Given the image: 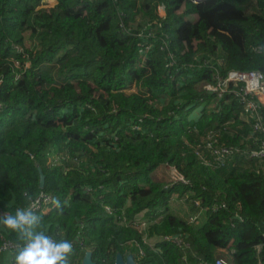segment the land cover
<instances>
[{"label": "trees", "instance_id": "trees-1", "mask_svg": "<svg viewBox=\"0 0 264 264\" xmlns=\"http://www.w3.org/2000/svg\"><path fill=\"white\" fill-rule=\"evenodd\" d=\"M49 2L0 0V214L41 193L58 199L62 212L38 214L73 243L70 264L87 249L96 264H261L259 160L215 168L196 148L216 128L245 144L234 94L215 101L203 85L217 71L264 73V0ZM162 164L189 182L156 180ZM176 194L226 207L190 223Z\"/></svg>", "mask_w": 264, "mask_h": 264}, {"label": "built area", "instance_id": "built-area-1", "mask_svg": "<svg viewBox=\"0 0 264 264\" xmlns=\"http://www.w3.org/2000/svg\"><path fill=\"white\" fill-rule=\"evenodd\" d=\"M203 86L206 90L215 94V101L222 100L228 92L233 93L241 105L239 119L243 122V125L250 126V129L244 134V145L228 144L224 138L225 131L223 128L210 130L206 133L201 143L198 144L196 148L197 155L206 165L215 168L227 165L235 159H257L264 175V73L255 69H232L226 75H221L217 71L214 76V82H205ZM213 105H215V102ZM172 168L175 176L171 181L189 182L176 167L172 166ZM37 198H41L38 205V213H44L54 207L50 203L51 195L41 193L33 200ZM45 200L48 202H45ZM192 202L196 210L188 218L190 223L201 221V216L204 212L206 213L209 210L217 211L226 207L225 202L215 203L210 207L202 205L199 199H194ZM146 222L142 221L141 224H138L140 230L144 229ZM0 236V259L7 252L12 255L18 252L22 242H15L3 233H0ZM164 239L172 240L177 244L183 243V240L178 236H165ZM141 254L143 255L144 253ZM215 264H229V262L224 258H218Z\"/></svg>", "mask_w": 264, "mask_h": 264}, {"label": "clouds", "instance_id": "clouds-1", "mask_svg": "<svg viewBox=\"0 0 264 264\" xmlns=\"http://www.w3.org/2000/svg\"><path fill=\"white\" fill-rule=\"evenodd\" d=\"M41 198L33 200L25 207L17 208L14 214H0V225L16 233L22 242L15 256V264H70L74 252L73 243L67 239H57L43 228L42 217L38 214ZM50 203L62 212L58 199L52 198Z\"/></svg>", "mask_w": 264, "mask_h": 264}, {"label": "rangeland", "instance_id": "rangeland-1", "mask_svg": "<svg viewBox=\"0 0 264 264\" xmlns=\"http://www.w3.org/2000/svg\"><path fill=\"white\" fill-rule=\"evenodd\" d=\"M53 4V0H50L49 3L45 4V6H50ZM26 36H27V45H31V41L29 40V35L28 33H26ZM247 146V145H245ZM248 147V146H247ZM164 166H159L153 173H152V176L156 179V180H164V181H171L174 179V171H173V168L170 166V165H167V164H163ZM187 203H190V200H186ZM182 205V200H178V201H175L174 204H173V210H177V213H179L181 216L182 215H186L185 213V210L183 208V210L180 211V208ZM139 221H144V219H141ZM91 248V247H90Z\"/></svg>", "mask_w": 264, "mask_h": 264}, {"label": "crops", "instance_id": "crops-1", "mask_svg": "<svg viewBox=\"0 0 264 264\" xmlns=\"http://www.w3.org/2000/svg\"><path fill=\"white\" fill-rule=\"evenodd\" d=\"M164 166V165H161ZM160 166V167H161ZM159 167V168H160ZM165 167V166H164ZM178 200H182V205L180 208V211L185 210L186 215H182L184 218L188 219L190 214L193 213L196 210V207L194 206V209L192 210V206H193V202L190 201V203L186 202V198L182 197L180 198L177 194L175 195V197L173 198V202L178 201ZM175 211L177 212V210L175 209ZM206 216V213L204 212L203 215L201 216V220H203ZM263 230H264V222L262 224ZM264 247H260L259 249H263ZM226 253V251L224 249H219L217 251V255L220 256L222 254ZM263 253H264V249H263ZM0 264H15V255L9 254V252H7L6 254H4L1 259H0ZM264 264V261L261 263Z\"/></svg>", "mask_w": 264, "mask_h": 264}, {"label": "water", "instance_id": "water-1", "mask_svg": "<svg viewBox=\"0 0 264 264\" xmlns=\"http://www.w3.org/2000/svg\"><path fill=\"white\" fill-rule=\"evenodd\" d=\"M196 1H200V0H196ZM40 186L41 187L45 186V175L42 172V170H40ZM82 264H96L92 259L91 250H87L85 252V256L82 260ZM115 264H140V263L136 262L135 257L133 255L127 256L126 260L123 259L122 255H118Z\"/></svg>", "mask_w": 264, "mask_h": 264}, {"label": "flooded vegetation", "instance_id": "flooded-vegetation-1", "mask_svg": "<svg viewBox=\"0 0 264 264\" xmlns=\"http://www.w3.org/2000/svg\"><path fill=\"white\" fill-rule=\"evenodd\" d=\"M128 256H129V255H128ZM116 258H117V257H116ZM126 258H127V256L123 257L124 260H126ZM135 260H136V259H135ZM115 262H116V260H115ZM136 262L139 263L138 260H136ZM140 264H141V263H140Z\"/></svg>", "mask_w": 264, "mask_h": 264}]
</instances>
